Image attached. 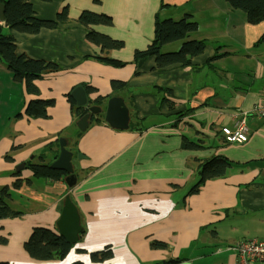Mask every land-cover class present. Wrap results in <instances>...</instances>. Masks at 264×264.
I'll return each instance as SVG.
<instances>
[{
    "label": "crops",
    "instance_id": "1",
    "mask_svg": "<svg viewBox=\"0 0 264 264\" xmlns=\"http://www.w3.org/2000/svg\"><path fill=\"white\" fill-rule=\"evenodd\" d=\"M31 3L38 18L53 20L68 8L69 20L33 35L10 30L0 21L15 38L18 54L59 66L36 81L39 92L31 95L0 61V191L20 180L9 204L16 209L17 201L24 200L25 207L16 209L23 212L21 217L0 220V262L156 264L181 258L184 264H237L235 245L264 241V118L255 113L264 103V22L250 24L226 0ZM83 10L113 18L112 26L93 29L124 42L123 49L107 53L123 66L97 59L106 53L86 40L89 29L77 22ZM187 15L198 23L190 38L206 43L192 65L158 70L155 57H148L139 66L135 52L145 51L153 41L156 17L180 20ZM216 55L220 58L211 61ZM115 81L125 86L115 89ZM79 86L93 104L123 98L129 129H113L99 116L81 132L80 116L67 97ZM33 100H54L48 118L25 114ZM245 114L248 140L228 143L221 129L234 128ZM183 137L200 141L202 148L183 149ZM60 138L74 153L78 180L72 189L64 178H38L28 168L41 157L52 164ZM213 156L228 158L232 167L225 176L205 182L197 194H189L199 181L201 164ZM22 163L26 166L17 173ZM67 194L80 214L84 233L79 242L64 260L31 258L24 243L35 227L57 231ZM153 241L168 246L155 249ZM108 246L111 260L91 261V253Z\"/></svg>",
    "mask_w": 264,
    "mask_h": 264
},
{
    "label": "trees",
    "instance_id": "2",
    "mask_svg": "<svg viewBox=\"0 0 264 264\" xmlns=\"http://www.w3.org/2000/svg\"><path fill=\"white\" fill-rule=\"evenodd\" d=\"M42 2H50L51 0H40ZM95 4H100L101 0H92ZM226 2L235 10L243 11L247 16L250 24H259L264 22V0H226ZM0 4L5 5L4 23L10 30L23 34H37L43 29L53 30L58 28L60 24L67 23L69 20V10L64 8L56 15L53 20L41 19L36 16L31 0H0ZM77 22L88 28L86 40L101 48L106 53L104 57L97 58L99 61L115 65L123 66L125 63L111 59L107 53L112 50H121L125 47L123 41L115 40L105 34L97 32L94 26H112L113 18L107 14H97L89 10H83ZM198 31V23L189 15L180 20H160L157 16L155 19L154 39L145 51H136L135 60H142L148 57H155L156 68L163 70L172 65H180L183 67L191 66L196 56L203 53L206 43L203 40H192L190 36ZM264 43V36L260 39ZM180 44L176 51L164 52L166 46ZM220 58L216 55L211 61ZM0 61L12 72L16 82L24 85L28 94L36 95L39 91L36 81L40 80L44 74L59 70L56 63L46 60L32 59L24 54H18L15 38L5 32L0 26ZM112 86L121 88L125 86L124 82L115 81ZM169 94H171L170 91ZM68 100L73 108L81 117L84 112L76 104L74 98L69 94ZM168 104L173 107L169 100ZM54 100H33L30 101L26 108L25 114L32 118H48V108L53 106ZM20 116V115H19ZM182 148L187 150H198L202 148L201 142L189 141L186 137L182 139ZM40 163L28 164L33 175L51 181H60L65 177V172L52 169L51 164H46L44 158H40ZM231 160L224 156H213L204 161L200 166L199 181L189 191V194H197L203 184L208 180L221 178L226 175L227 171L232 167ZM21 181L17 180L13 185L6 186L0 191V220L19 218L23 215L21 210L12 208L9 204L11 199V190L18 189ZM84 231L81 233L83 234ZM3 243L6 241L1 240ZM75 244L67 242L54 229L47 227H35L29 239L24 243V250L33 259L38 261L64 260ZM167 244L162 241H153L151 247L155 249H166ZM83 252V251H81ZM91 261L94 263H103L113 258V251L110 246L105 247L101 251L90 254ZM0 264H10L1 261ZM73 264H82L75 262ZM156 264H184V259L170 258L161 263Z\"/></svg>",
    "mask_w": 264,
    "mask_h": 264
},
{
    "label": "water",
    "instance_id": "3",
    "mask_svg": "<svg viewBox=\"0 0 264 264\" xmlns=\"http://www.w3.org/2000/svg\"><path fill=\"white\" fill-rule=\"evenodd\" d=\"M5 5L0 4V21H5L4 16ZM6 25V24H5ZM144 60H140L138 65L141 66ZM70 95L74 98L77 106L82 109L84 114L77 122V127L81 132H85L91 121L99 116H103L104 121L111 128L116 130L129 129V109L125 105L124 99L121 97H112L108 99L106 105L93 104L89 102V96L84 87H76ZM59 155L57 159L50 165L52 169L65 172L64 181L69 189L77 185V174L74 172L72 159L74 153L68 149V142L65 138L59 140ZM25 163L16 167V172H20L25 168ZM58 233L69 243L75 244L80 240L83 232L81 226V218L78 209L72 201L69 194L65 196L61 215L56 223Z\"/></svg>",
    "mask_w": 264,
    "mask_h": 264
},
{
    "label": "built area",
    "instance_id": "4",
    "mask_svg": "<svg viewBox=\"0 0 264 264\" xmlns=\"http://www.w3.org/2000/svg\"><path fill=\"white\" fill-rule=\"evenodd\" d=\"M257 116L264 118V103L255 110ZM246 117L236 124L234 128L223 127L221 129L228 143L243 144L248 140V127ZM238 256L237 264H252L255 261L264 262V241L246 240L233 247Z\"/></svg>",
    "mask_w": 264,
    "mask_h": 264
},
{
    "label": "rangeland",
    "instance_id": "5",
    "mask_svg": "<svg viewBox=\"0 0 264 264\" xmlns=\"http://www.w3.org/2000/svg\"><path fill=\"white\" fill-rule=\"evenodd\" d=\"M174 49H176V47H174L172 50H173V51L178 50V49H176V50H174ZM171 52H172V51H171ZM139 61H140V60H139ZM37 161L39 162L38 159H37ZM37 161H36V162H37ZM38 162H37V163H38ZM28 168H29V167H28ZM16 207H17V208H25V207H24V200H19V201H17V206H16ZM17 208H16V209H17Z\"/></svg>",
    "mask_w": 264,
    "mask_h": 264
}]
</instances>
